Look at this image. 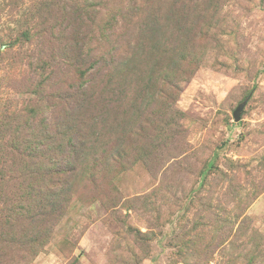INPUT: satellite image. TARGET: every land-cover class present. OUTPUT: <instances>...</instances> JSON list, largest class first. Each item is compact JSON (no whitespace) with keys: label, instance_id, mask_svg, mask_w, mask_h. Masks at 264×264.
Listing matches in <instances>:
<instances>
[{"label":"rangeland","instance_id":"1","mask_svg":"<svg viewBox=\"0 0 264 264\" xmlns=\"http://www.w3.org/2000/svg\"><path fill=\"white\" fill-rule=\"evenodd\" d=\"M0 264H264V0H0Z\"/></svg>","mask_w":264,"mask_h":264}]
</instances>
